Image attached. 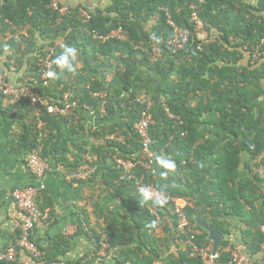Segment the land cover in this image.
<instances>
[{"label": "trees", "instance_id": "trees-1", "mask_svg": "<svg viewBox=\"0 0 264 264\" xmlns=\"http://www.w3.org/2000/svg\"><path fill=\"white\" fill-rule=\"evenodd\" d=\"M108 2L105 8L93 10L70 4L73 14L57 21L58 13L50 0H0V60L11 68L15 59L19 81H40L39 58L50 56L53 62L63 52L61 44L74 46L78 49L76 72L52 63L57 78L45 87L37 84V89L56 102L63 101L68 90L76 92L79 99L66 116L42 109L39 118L38 107L26 98L12 102L0 95V125L17 132L18 148L25 153L41 145L44 158L50 162L52 157L68 170L88 161L86 155L91 157L96 166L92 180L100 183L103 198L95 204L103 217L107 251L115 252L118 259L135 264H200L199 257L190 256L191 236L199 246L212 241L197 217L221 232L225 238L222 246H226L231 223L219 218L216 203H185L188 225L181 228L173 203L144 201L138 188V184L153 183L185 200L189 189L206 182L216 171L212 195L218 197L225 214L247 226L242 229L241 242L264 264V189L257 183L264 178L259 170L262 167L264 172V0ZM82 8L89 12L88 20L81 16ZM194 10L215 35L200 47L191 22ZM170 20L191 32L184 48L173 47ZM118 27L125 30L128 39L103 41L95 37ZM22 30L28 34L15 37ZM154 43H158L161 56L151 62ZM95 92L106 96H96ZM138 96L153 102V149L157 156L171 157L177 165L166 177L160 173L168 170L156 164V175L138 166L123 178V170L114 160V156L127 157L140 151L133 126L146 105L136 101ZM104 100L106 113L101 114ZM163 101L172 116L165 112ZM89 108L95 110L96 119L91 118ZM93 121L98 127L94 131ZM15 124L19 129L13 127ZM116 128L124 131L125 144L107 139ZM41 134L46 136L39 142ZM243 157L249 158L244 163L250 174L246 177L240 171ZM43 193L45 190L40 197ZM258 199L262 204L256 206ZM153 221L155 226H150ZM101 237L95 233L98 248ZM35 243L44 252L45 264H54L68 253L71 242L56 235L45 246ZM163 249L168 250L166 254ZM229 258L221 252L218 262Z\"/></svg>", "mask_w": 264, "mask_h": 264}, {"label": "built area", "instance_id": "built-area-1", "mask_svg": "<svg viewBox=\"0 0 264 264\" xmlns=\"http://www.w3.org/2000/svg\"><path fill=\"white\" fill-rule=\"evenodd\" d=\"M11 1L15 2L16 0ZM50 6L53 10L57 11L58 19H62L67 14H73L70 7L65 4H62L61 0H50ZM80 14L84 18V20H88L90 18V14L88 12L82 11ZM191 21L195 24L194 33L195 37L200 41L199 47L203 42H210L214 39V36H212V34L206 29L204 21L200 17L199 12L197 10H194L192 12ZM170 23L174 27V36L171 41L174 44L173 47H175L176 49L184 48L185 44L188 42L191 36V32L186 28H179L171 20ZM115 31L117 32V34L119 33L118 30ZM27 34L28 33L26 30H22L18 34H16L15 37ZM10 37L13 36L11 35L9 36V38ZM95 37L105 41L112 37H120V34L119 36H116V34H113V31H111L106 35L95 34ZM49 49L53 51L52 48L49 47ZM160 56L161 53L159 50V45L158 43H154L151 62L157 61ZM11 64V68L7 69L4 65L5 69H0V95L9 97L10 100L13 102H17L21 99L26 98L32 106L36 108L38 107L39 112H37V116L39 118L41 116L40 111H42V109L54 115L66 116L67 114H70L75 107H77L79 99H77L76 96L70 91L64 94V100H60V102H56L51 97L45 96L38 91L37 86L39 84L45 87L53 79L52 77L47 75L50 70L54 71L50 56L39 58L38 66L41 77L40 81L34 78L29 80L28 82L18 81L17 79L15 80V82L12 81L11 75L13 73L16 74L15 59L11 61ZM93 94L96 96L100 95L102 97L106 96V93L103 92H95ZM136 101L143 102L146 105L139 119L135 122L133 126V130H135V133L140 141V151L139 153L128 155L127 157L114 156L115 162L123 170V178L131 174L134 169L138 166L145 168L152 175H156L157 172V163L155 161L157 153L153 149L154 139L150 132L151 126L155 124V119L151 111L153 102L151 98H146L145 96H138L136 98ZM105 103L106 101L104 100L100 110L101 114L106 113V109L104 106ZM162 106L165 112L169 116H172L168 106L164 101L162 103ZM89 109V114L91 115V118L96 119L97 116L95 110L92 108ZM41 125L42 121H39L38 126L41 127ZM94 127L95 129H97V124H95ZM45 136L46 134H41L39 137V142H41L42 138ZM107 139L116 141L121 144H125L127 140L124 131L119 128H116L114 132L109 134L107 136ZM86 157L88 161L80 165L76 170H68L63 164H58L56 168L60 171L64 170V172H67L66 174L68 175L71 173L69 175V178L71 179H88L93 175L94 171L96 170V166H93L91 164L92 161L89 155H86ZM25 160L28 170L30 171L33 178L37 180V183L39 185L30 184L27 186L15 188L10 193V196L13 198L18 208L22 212H24L25 220L20 224L19 234L16 237L15 242L8 245L1 252L0 262H2L3 264L15 262L20 252L27 253L36 260H44V252L32 239V234L33 229L35 228L37 222L40 220V195L41 191L45 188L44 184L42 183V179L47 174V172L52 170V165L46 158L43 157L41 145L27 152ZM142 186L149 187V189L154 194L162 195V198L166 197L165 203L171 202L174 204L175 211L179 215L180 227L182 228L188 225V220L186 219L185 213L183 211V206L186 202L183 199L178 198L176 196H172L160 190L153 183L147 185L138 184L139 189ZM150 211L156 216L157 221L160 220V215L155 209L151 208ZM261 231L264 235V226L262 227ZM193 240L194 235H192L190 238V244L192 246V252L190 256L199 257L201 259L200 264H260L261 258H258L257 256H254L249 253L248 249L242 242L236 243L230 240V242L227 243L226 246H222L221 243L216 253H212L213 244H210L208 246H199L197 243L193 242ZM101 245L103 249L106 248L107 242L105 238L101 239ZM261 248L264 249V238L261 244ZM221 252L229 254L230 258L228 261L224 263L218 262V259L221 256Z\"/></svg>", "mask_w": 264, "mask_h": 264}, {"label": "crops", "instance_id": "crops-1", "mask_svg": "<svg viewBox=\"0 0 264 264\" xmlns=\"http://www.w3.org/2000/svg\"><path fill=\"white\" fill-rule=\"evenodd\" d=\"M65 3L83 4L92 10L105 8L109 4L108 0H66ZM0 67L4 68L2 59ZM11 77L15 82L20 74L13 73ZM70 92L76 96V92L71 90ZM91 123L93 124L92 130H96L94 121ZM13 127L19 129L16 124ZM25 157V151L18 148L17 132L0 125V254L8 245L15 242L20 224L25 220L24 212L18 208L10 196L11 191L30 184L39 185L26 166ZM248 159V157H243L240 168L242 177L250 175L244 165ZM50 162L52 170L47 172L42 179L45 193L40 197V220L33 229V239L44 246L48 244L51 237L56 235H63L70 240L68 253L61 258L59 263L54 264H77L78 261H80L79 264H135L131 260L118 259L115 252H108V243L103 249L101 241L100 248L95 242V233L101 234V239L107 237L103 217L101 218V212L95 204L103 201L100 194V183L92 180V176L82 180L71 179L69 178L71 173L68 175L64 170L60 171L56 168L61 163L56 164L52 161V157ZM259 170L263 178L262 167ZM215 175L216 171H213L206 182L189 189L188 198L184 201L190 204L198 200L203 203L209 201L216 203L215 210L219 218L231 223L229 239L239 243L243 233L242 229L247 226L237 217L225 214L218 197L212 195V181ZM257 183L264 189V178L263 181ZM239 187L240 184L237 182L236 188L239 189ZM261 200L255 201V205L262 204ZM158 234L163 236L161 231H158ZM163 251L166 254L168 250L163 249ZM171 251L175 252L176 248L173 247ZM16 261L21 264H45L44 260H36L23 252L18 254Z\"/></svg>", "mask_w": 264, "mask_h": 264}, {"label": "clouds", "instance_id": "clouds-1", "mask_svg": "<svg viewBox=\"0 0 264 264\" xmlns=\"http://www.w3.org/2000/svg\"><path fill=\"white\" fill-rule=\"evenodd\" d=\"M62 3V2H61ZM65 4L67 6L70 7L69 4L67 3H62ZM71 9V8H70ZM72 11V9H71ZM88 12L85 9H81L80 10ZM80 12V13H81ZM89 13V12H88ZM200 15V14H199ZM201 17V16H200ZM202 18V17H201ZM61 19H58V15H57V21H60ZM203 20V19H202ZM204 21V20H203ZM192 22V21H191ZM194 23V22H193ZM118 30L119 34H120V38L121 39H128V35L126 34L125 36H122L123 33L125 32L124 29H122V27H118L117 29H112L111 31H115ZM208 30V29H207ZM110 31V32H111ZM108 34V33H107ZM214 36L215 39V35L212 34ZM213 39V40H214ZM199 40V39H198ZM60 47L63 49V52L61 53V55L59 57H57L52 63L55 64L58 68H60L61 70L66 69L68 72H73L75 73L77 70V65L75 64L76 58H77V53H78V49L74 46H71L69 44H61ZM6 67V66H5ZM4 67V69H5ZM7 68V67H6ZM8 69V68H7ZM18 74V73H17ZM48 76L52 77V78H57V73L55 71L50 70L47 73ZM19 80V77H18ZM27 154V153H26ZM26 158V157H25ZM26 161V160H25ZM155 161L157 163V165H159L160 167H162L163 169H166L168 171H164L161 172L160 175L162 177H166L169 172H174L177 165L175 163V161L171 158V157H166V156H156L155 157ZM139 192L142 194L143 196V200L144 201H148V200H152L154 203L156 204H164L166 202V197L162 198V195H157L154 194L149 187L147 186H142L139 189ZM150 226H155V221H153L151 223Z\"/></svg>", "mask_w": 264, "mask_h": 264}, {"label": "water", "instance_id": "water-1", "mask_svg": "<svg viewBox=\"0 0 264 264\" xmlns=\"http://www.w3.org/2000/svg\"><path fill=\"white\" fill-rule=\"evenodd\" d=\"M197 223L208 232V238L212 241L213 248L212 253H216L220 244L224 240V235L219 232L213 225L204 222L200 217L196 218Z\"/></svg>", "mask_w": 264, "mask_h": 264}, {"label": "rangeland", "instance_id": "rangeland-1", "mask_svg": "<svg viewBox=\"0 0 264 264\" xmlns=\"http://www.w3.org/2000/svg\"><path fill=\"white\" fill-rule=\"evenodd\" d=\"M113 34H116V36H119V33L117 34L116 31H113ZM125 35H126V32H124L122 36H125Z\"/></svg>", "mask_w": 264, "mask_h": 264}]
</instances>
